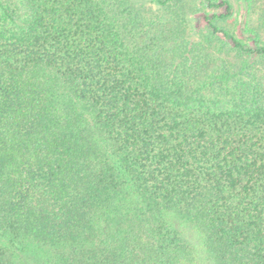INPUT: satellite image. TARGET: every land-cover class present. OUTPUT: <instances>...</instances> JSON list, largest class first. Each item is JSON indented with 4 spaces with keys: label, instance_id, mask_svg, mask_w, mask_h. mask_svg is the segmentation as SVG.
<instances>
[{
    "label": "trees",
    "instance_id": "trees-1",
    "mask_svg": "<svg viewBox=\"0 0 264 264\" xmlns=\"http://www.w3.org/2000/svg\"><path fill=\"white\" fill-rule=\"evenodd\" d=\"M244 2L240 34L231 0H0V264H264Z\"/></svg>",
    "mask_w": 264,
    "mask_h": 264
},
{
    "label": "rangeland",
    "instance_id": "rangeland-1",
    "mask_svg": "<svg viewBox=\"0 0 264 264\" xmlns=\"http://www.w3.org/2000/svg\"><path fill=\"white\" fill-rule=\"evenodd\" d=\"M221 1V0H217ZM245 0H231L234 6V18L232 19L230 23V27L232 29L234 28L237 33H243L246 30L247 22H246V15L245 13ZM204 5L202 2L197 1L196 4L193 6V10L195 9V12H193L191 15H187L186 17H183L181 19L182 25L185 26L188 32H194V31H203V27L205 26V23L203 22L201 13H197L198 11H205ZM204 9V10H203ZM209 11V10H208ZM214 10L210 9V12L206 13H213ZM223 11V10H220ZM219 11V12H220ZM170 11H167L166 14H169Z\"/></svg>",
    "mask_w": 264,
    "mask_h": 264
}]
</instances>
